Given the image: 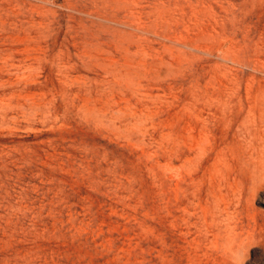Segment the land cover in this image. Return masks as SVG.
I'll list each match as a JSON object with an SVG mask.
<instances>
[{
    "label": "rangeland",
    "instance_id": "obj_1",
    "mask_svg": "<svg viewBox=\"0 0 264 264\" xmlns=\"http://www.w3.org/2000/svg\"><path fill=\"white\" fill-rule=\"evenodd\" d=\"M0 264H264V0H0Z\"/></svg>",
    "mask_w": 264,
    "mask_h": 264
}]
</instances>
